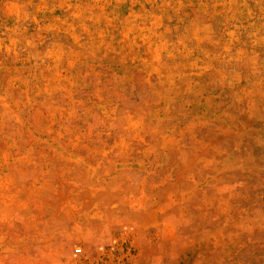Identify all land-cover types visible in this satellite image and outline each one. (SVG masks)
<instances>
[{"label":"rangeland","instance_id":"1","mask_svg":"<svg viewBox=\"0 0 264 264\" xmlns=\"http://www.w3.org/2000/svg\"><path fill=\"white\" fill-rule=\"evenodd\" d=\"M0 264H264V0H0Z\"/></svg>","mask_w":264,"mask_h":264}]
</instances>
